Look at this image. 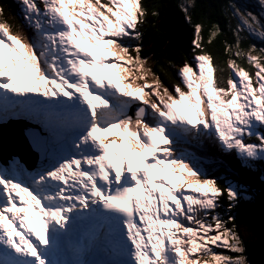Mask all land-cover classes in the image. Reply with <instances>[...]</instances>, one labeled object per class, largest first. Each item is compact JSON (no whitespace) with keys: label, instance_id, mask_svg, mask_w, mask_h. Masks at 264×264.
Returning a JSON list of instances; mask_svg holds the SVG:
<instances>
[{"label":"snow or ice","instance_id":"snow-or-ice-1","mask_svg":"<svg viewBox=\"0 0 264 264\" xmlns=\"http://www.w3.org/2000/svg\"><path fill=\"white\" fill-rule=\"evenodd\" d=\"M19 3L24 23L0 7V123L38 119L50 140L37 170L0 166V264H250L231 215L240 190L186 145L264 160V47H242L243 33L264 38V19L230 5L224 66L212 51L222 26L198 11L194 21L197 0H181L194 34L192 59L178 66L143 47L148 27L165 39L159 3ZM74 235L76 258L65 259ZM97 245L107 259H87Z\"/></svg>","mask_w":264,"mask_h":264},{"label":"trees","instance_id":"trees-1","mask_svg":"<svg viewBox=\"0 0 264 264\" xmlns=\"http://www.w3.org/2000/svg\"><path fill=\"white\" fill-rule=\"evenodd\" d=\"M254 0H197L198 10L193 11V20H198L197 11L204 14L209 21L217 22L222 26L225 33L223 37H218L214 42L212 51L216 54V62L226 66L227 57L223 60L220 57L223 55V41L227 40L230 43H234L235 37L230 31L237 24V20L231 18V12H228V18H225V12L230 5L235 4L236 7L244 10V6H249L255 9ZM147 4L159 3L162 7L160 9L161 15L157 22V27L164 34L165 39L160 38V34L151 27L147 28L144 35L143 47L145 52L149 49L153 54V60H162V54L164 52H170L168 59H174L178 66L182 62L183 57L192 59V44L194 29L190 24L183 11H181L179 5L181 0H144ZM0 7L4 8V14L9 18V22H24L23 15L20 11L22 5L19 0H0ZM248 7V8H249ZM257 14H260V12ZM15 18V20H13ZM26 31L31 32V29L26 27ZM244 39L242 40V47L247 48L249 45H255L257 48H262L263 45L260 40L253 35L243 33ZM206 36V33H205ZM132 46H135L137 41L129 42ZM242 66L248 68L247 64L243 61H238ZM252 71V69H248ZM173 78L176 77V70H172ZM227 73L225 72V78ZM165 84L169 83L166 77ZM236 174L241 181L242 185L249 186L250 191H247L241 195V199L237 206L232 209L231 215L236 217V222L239 225L240 233L246 242L247 258L250 264H264V175L259 173L252 174L246 170L241 171L236 167ZM210 177L217 178L218 182L222 185H226L224 179H220L217 175L209 173ZM234 177V176H232ZM244 181V182H242ZM226 205L225 215L227 214V200L223 199Z\"/></svg>","mask_w":264,"mask_h":264},{"label":"water","instance_id":"water-1","mask_svg":"<svg viewBox=\"0 0 264 264\" xmlns=\"http://www.w3.org/2000/svg\"><path fill=\"white\" fill-rule=\"evenodd\" d=\"M18 125H8L0 127V156L10 157L12 154L22 155L27 157V142L28 137L20 136L13 131Z\"/></svg>","mask_w":264,"mask_h":264},{"label":"rangeland","instance_id":"rangeland-1","mask_svg":"<svg viewBox=\"0 0 264 264\" xmlns=\"http://www.w3.org/2000/svg\"><path fill=\"white\" fill-rule=\"evenodd\" d=\"M254 2L256 3V4H258V6H259V8H257L256 10H254V12L255 11H257V12H260V14L259 15H257V14H255V13H253V11H252V9L249 7H247V6H244V5H242V7H244L245 8V12H252L254 15H257L258 17H261L262 19H264V5H262L261 4V2H260V0H254ZM241 11H244V10H242L241 9ZM257 36V35H256ZM258 38H260V39H262V40H264V38H261V37H259V36H257ZM139 158H142L143 159V157H139ZM13 160H16V161H18L17 159H13ZM13 160H11V162H10V164L13 162ZM20 163V162H19ZM9 164V165H10ZM21 164V163H20ZM8 165V166H9ZM22 165V164H21ZM3 166V165H2ZM8 166H6V167H8ZM23 166V165H22ZM5 167V166H4ZM24 167V166H23ZM25 168V167H24ZM26 169V168H25ZM38 169V168H37ZM37 169H34V170H28L29 172H32V171H35V170H37ZM233 185H235V184H233ZM239 189V188H238ZM36 228H37V230L39 231L40 230V225L39 224H37V225H34ZM215 250V249H214ZM227 255V254H226Z\"/></svg>","mask_w":264,"mask_h":264},{"label":"bare ground","instance_id":"bare-ground-1","mask_svg":"<svg viewBox=\"0 0 264 264\" xmlns=\"http://www.w3.org/2000/svg\"><path fill=\"white\" fill-rule=\"evenodd\" d=\"M211 150H212L211 146H210V148L206 147V148L204 149V151H203V154H204V155H209V154L211 153ZM67 243H68V245L70 246V247H69L70 256H69V257L65 256V257H66L67 259H75L76 257L71 253V246L74 245L75 242L70 238V240H69Z\"/></svg>","mask_w":264,"mask_h":264}]
</instances>
